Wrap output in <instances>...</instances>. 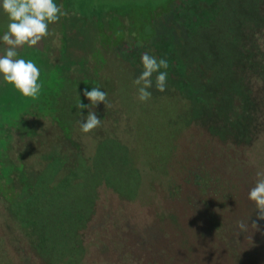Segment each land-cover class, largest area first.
I'll return each instance as SVG.
<instances>
[{"label": "rangeland", "instance_id": "rangeland-1", "mask_svg": "<svg viewBox=\"0 0 264 264\" xmlns=\"http://www.w3.org/2000/svg\"><path fill=\"white\" fill-rule=\"evenodd\" d=\"M54 2L67 14L17 50L40 69L39 98L0 77V264H137L126 248L163 246L179 228L176 249L200 257L195 224L213 205L254 218L237 186L225 200L224 183L199 190L194 174L222 160L255 182L264 171V0ZM8 23L0 10V36ZM6 48L0 40V55ZM145 52L169 67L166 91L154 73L141 102L133 81ZM195 56L205 69L181 59ZM92 87L105 105L84 97ZM89 111L101 125L83 133Z\"/></svg>", "mask_w": 264, "mask_h": 264}, {"label": "clouds", "instance_id": "clouds-1", "mask_svg": "<svg viewBox=\"0 0 264 264\" xmlns=\"http://www.w3.org/2000/svg\"><path fill=\"white\" fill-rule=\"evenodd\" d=\"M62 5H57L54 0H0V10L8 17L7 30L0 36L7 48L3 55H0V77L11 84L24 97L33 100L39 98L42 84L39 82L40 69L32 60L18 59V49L27 45L33 47L44 38L50 35L49 25L59 21L67 13L62 10ZM143 72L134 79V85L138 87L137 99L146 102L152 97V76L155 77V87L159 92L166 91L168 61L164 58L157 59L155 56L145 52L141 56ZM83 95L92 105L107 103V93L99 87H92L90 91L84 90ZM79 109L88 107L80 102L77 96ZM83 133L92 132L101 125V119L94 111H89L85 119L77 121ZM257 181L248 192V200L253 202L258 210L259 220H264V171L257 172ZM248 224L244 220L237 221V228L240 231H247ZM256 230L258 225L251 224Z\"/></svg>", "mask_w": 264, "mask_h": 264}, {"label": "trees", "instance_id": "trees-1", "mask_svg": "<svg viewBox=\"0 0 264 264\" xmlns=\"http://www.w3.org/2000/svg\"><path fill=\"white\" fill-rule=\"evenodd\" d=\"M203 3H207V0H203ZM246 51L247 50L241 54L245 53V55H248ZM181 59L186 63L195 61L202 69L206 68V62L208 61L200 56ZM245 59L246 57H243L241 61L244 60L245 63ZM245 69H247V67L242 70ZM240 73L242 74L240 77L244 80L245 74L242 73V71ZM235 80L239 81L238 78ZM244 88L245 86H243V89ZM239 98L240 101H242L240 95L235 97V99L238 100ZM240 101L238 104L241 103ZM241 108L240 106L238 109ZM238 109L236 107L235 110L238 111ZM225 161L226 158H224V162ZM222 163L223 160L219 164L221 166L218 169H211V172H196L194 174V185L199 190L212 188V191L215 190L217 192L219 190V185L224 183V189L227 188V191L224 189L222 190L225 200H231L233 198L232 191L231 189L228 190V187L230 185L237 186L236 188L240 190L239 202L245 201L248 198V189H251L256 183L253 170L247 173L246 169H242L241 166L236 167L237 173H234L230 168H225L227 164ZM233 179H236L237 184L233 183ZM175 190L177 195L178 191L175 188H173L172 194ZM197 203L199 204V202ZM219 207V205H213L212 209L206 211V216H200V213H195L194 215V217L200 216L198 222L195 224L199 227L200 232L197 230L195 237L197 236V241L202 242V251L206 248L204 255L201 254L200 257H194V255L200 253L194 254L188 252L187 247H183L180 250L176 249L175 246L181 241L183 235V230L179 228L173 235L168 233L164 234V239H166L167 242L163 246H147L145 251L138 253H134V251L126 248L124 253L125 260L131 259L129 261H134L137 264H264V220L257 219L259 213H256L255 217L250 219L245 213H238L239 215L236 214V216H231L232 214L215 212V208L221 211ZM195 210L198 211L197 209ZM206 219L207 222L205 223ZM238 220H244L246 223H249L247 231H240L237 228ZM254 222L258 225L259 230H256L254 226L251 225ZM208 223L212 225L210 226ZM204 226H206V228H204ZM188 237L189 236L186 238ZM184 242L187 244V241L184 240Z\"/></svg>", "mask_w": 264, "mask_h": 264}]
</instances>
